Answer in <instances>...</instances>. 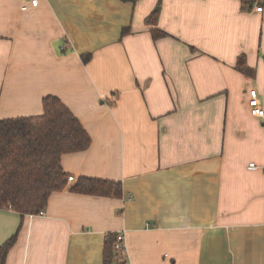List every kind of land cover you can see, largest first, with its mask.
Masks as SVG:
<instances>
[{
  "label": "crops",
  "instance_id": "crops-1",
  "mask_svg": "<svg viewBox=\"0 0 264 264\" xmlns=\"http://www.w3.org/2000/svg\"><path fill=\"white\" fill-rule=\"evenodd\" d=\"M22 5L0 0V119L54 95L91 144L63 155L74 180L44 215L0 209V245L17 234L5 264H103L121 231L118 264H264V117L249 105L255 88L264 106V0ZM81 176L122 196L72 190Z\"/></svg>",
  "mask_w": 264,
  "mask_h": 264
},
{
  "label": "trees",
  "instance_id": "trees-1",
  "mask_svg": "<svg viewBox=\"0 0 264 264\" xmlns=\"http://www.w3.org/2000/svg\"><path fill=\"white\" fill-rule=\"evenodd\" d=\"M158 7L148 21H157ZM160 28L153 29L155 38L166 35ZM85 61L91 54H85ZM239 67L252 74L239 60ZM44 111L36 116L0 119V209H13L21 216L35 215L44 210L49 196L62 191L69 175L62 165L63 155L87 149L91 137L71 109L57 96L43 100ZM71 189L97 196H122V184L110 179L81 176ZM13 235L0 245V264L14 243ZM116 234L105 240L103 264H118L115 249Z\"/></svg>",
  "mask_w": 264,
  "mask_h": 264
},
{
  "label": "built area",
  "instance_id": "built-area-1",
  "mask_svg": "<svg viewBox=\"0 0 264 264\" xmlns=\"http://www.w3.org/2000/svg\"><path fill=\"white\" fill-rule=\"evenodd\" d=\"M23 5L22 9L26 10L29 6H38L40 0H22ZM263 9L262 6H259L257 10L261 11ZM250 98H249V105L251 109V114L256 117H264V106L263 103L259 97V92L257 89L253 88L250 90ZM251 167H255V164L252 163ZM74 177L69 176V181H73ZM131 197V196H130ZM39 214L44 215L45 211H40ZM115 249L118 252H124L125 251V232L121 231L116 234V242H115Z\"/></svg>",
  "mask_w": 264,
  "mask_h": 264
}]
</instances>
